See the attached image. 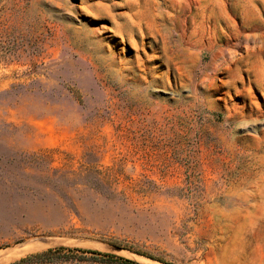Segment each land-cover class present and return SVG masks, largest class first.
I'll return each instance as SVG.
<instances>
[{
    "label": "rangeland",
    "instance_id": "374dc122",
    "mask_svg": "<svg viewBox=\"0 0 264 264\" xmlns=\"http://www.w3.org/2000/svg\"><path fill=\"white\" fill-rule=\"evenodd\" d=\"M55 248L264 264V0H0V264Z\"/></svg>",
    "mask_w": 264,
    "mask_h": 264
},
{
    "label": "trees",
    "instance_id": "16d2710c",
    "mask_svg": "<svg viewBox=\"0 0 264 264\" xmlns=\"http://www.w3.org/2000/svg\"><path fill=\"white\" fill-rule=\"evenodd\" d=\"M86 253L103 256L106 259H109L108 261L115 262L116 264H139L135 261H131L125 258L114 257L109 254H101L96 251H84V250L69 249V248L49 249L40 253L32 254L12 264H50L57 260H71V259L78 260L81 259L82 257L81 255L79 256L78 254L83 255Z\"/></svg>",
    "mask_w": 264,
    "mask_h": 264
},
{
    "label": "bare ground",
    "instance_id": "6f19581e",
    "mask_svg": "<svg viewBox=\"0 0 264 264\" xmlns=\"http://www.w3.org/2000/svg\"><path fill=\"white\" fill-rule=\"evenodd\" d=\"M38 244V243H37ZM32 246V245H31ZM31 248V247H30ZM16 250V249H15ZM25 250L26 251H29V249L28 248H25ZM12 252V251H11ZM16 252H18V251H16ZM19 252H21V251H19ZM0 253H2V252H0ZM15 253V252H14ZM12 254V253H11ZM16 255L18 254V253H15ZM20 254H23V253H20ZM12 255H10V257H11ZM16 258V257H15ZM1 260H3L2 258H1ZM8 261V260H7Z\"/></svg>",
    "mask_w": 264,
    "mask_h": 264
}]
</instances>
